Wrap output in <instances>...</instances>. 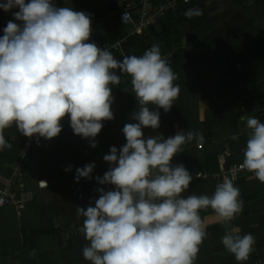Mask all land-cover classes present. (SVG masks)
I'll return each instance as SVG.
<instances>
[{
    "label": "clouds",
    "instance_id": "clouds-1",
    "mask_svg": "<svg viewBox=\"0 0 264 264\" xmlns=\"http://www.w3.org/2000/svg\"><path fill=\"white\" fill-rule=\"evenodd\" d=\"M0 9H18L12 15L21 22L8 21L0 36V151L11 148L5 129L15 126L26 137L51 140L61 133L66 116L74 134L96 147L103 121L114 119L110 85L121 80L116 70L131 77L140 106L132 119L138 122L123 127L126 144L110 148L103 157L109 170L95 177L114 187L98 188L94 203L76 209L84 217L78 231L89 242L82 249L84 259L90 264H195L207 237L200 213L211 208L225 225L226 251L238 264L248 261L255 237L230 226L244 208L234 179L224 176L211 196L182 195L193 176L171 161L184 144L202 141L203 135L183 130L166 139L144 135L143 128H159L158 109L169 112L180 92L160 46L117 60L89 42L92 18L86 12L57 7L53 0H0ZM202 14L199 7L184 12L189 19ZM240 120L249 130L241 167L264 183V122L244 115ZM94 169V163L77 168L75 181L92 179Z\"/></svg>",
    "mask_w": 264,
    "mask_h": 264
},
{
    "label": "trees",
    "instance_id": "trees-1",
    "mask_svg": "<svg viewBox=\"0 0 264 264\" xmlns=\"http://www.w3.org/2000/svg\"><path fill=\"white\" fill-rule=\"evenodd\" d=\"M117 1L53 0L57 7H70L90 14L93 31L89 42H94L98 47H106L127 38L121 50L111 51L117 60H122L124 56H140L153 44L160 46L162 56L178 49L170 65L177 75L174 83L180 88L178 98L169 112L158 109L159 128L146 127L143 128V132L145 137L160 136L161 139L174 136L182 130L202 134V141L194 139L184 144L182 152L176 154L171 163L174 166L182 164L193 176L189 189L182 193L184 197L211 196L216 185L222 182V180H213L212 176L219 172L222 166L229 168L232 164L242 163L244 159L249 130L240 120L241 115L255 117L264 122V67L255 68L251 64V54H249L253 46L251 44L232 52L219 45L211 50L210 43L194 35L190 42L191 49L183 48L181 39L175 35L180 19H176L173 11L160 19L157 25L143 31L141 35H131L132 27L124 26L120 20L119 11L122 9ZM169 1L173 0H152V4L155 7ZM253 1L258 3L259 0ZM13 11L18 9L9 12L0 9V36L4 34L3 28L8 21L21 23L14 20ZM205 47L208 51L200 50ZM242 58L248 62L246 68L238 70L236 65ZM116 74L121 76L119 85L116 88L110 85L114 97L111 106L114 119L103 121L104 127L96 136L105 155L110 154L111 147L115 146L119 150L126 144L122 129L128 123L138 122L133 120L132 116L140 108L132 90L131 77L121 74L119 70H116ZM205 100L209 101V105L205 111L200 112L199 104ZM149 107L156 110L155 105H149ZM65 118L68 119L67 116ZM225 127L227 129L222 136V128ZM4 135L11 144V148L0 152V175L5 176V180L8 181L13 169L7 166L14 164L16 166L21 161L22 146L18 143L26 136L22 135L15 126L5 129ZM59 135L69 138V131L62 125ZM11 136L16 139L11 140ZM233 136L238 139L234 140ZM74 137L78 135L74 134ZM54 140V138L51 140L42 138V146L32 148L23 162L26 168L30 167L36 174L38 183L58 195L68 209L74 210L78 206L87 207L99 198L100 194L93 192L98 183L95 177L102 178L108 166L103 165L102 160L90 154L88 145L79 143L77 150L84 154L83 159L86 163L95 164V169L92 179L81 178L77 183L74 177L76 169L81 168V164L78 163L79 154L72 155L74 152L69 146L59 145ZM35 151H38V156L34 155ZM69 166L71 171L66 172L65 169ZM199 173L209 174L211 177L205 180L198 179L196 176ZM41 182H45L46 186ZM234 184L240 190L244 208L230 226L239 227L241 234L251 233L255 237L254 251L248 261L244 262V264H254L256 260L264 258V183H260L253 173H248L241 175ZM30 185V178H28L27 186ZM14 193L15 201L22 202L19 198L21 189H14ZM77 194L80 196L78 199ZM71 198H74L76 205L70 202ZM23 203L26 205L25 202ZM34 205L37 206L36 211ZM27 206L30 213L39 217V220H44V224L41 227H35L30 240L25 241L23 259L33 260V264H90L82 255L83 247L89 242L84 238L83 233L78 231L84 217L79 216L77 223L71 218L72 221L61 223L62 214L58 208L52 207L50 215L49 209L40 208L36 198ZM9 208L15 211L16 215L15 205H8L1 210L0 221ZM200 215L204 222L212 218L217 221L207 228V237L200 246L195 264H238L234 256L226 251L221 243V238L225 234V225L218 223L215 212L208 208L201 210ZM42 242H47L45 249H41Z\"/></svg>",
    "mask_w": 264,
    "mask_h": 264
},
{
    "label": "crops",
    "instance_id": "crops-1",
    "mask_svg": "<svg viewBox=\"0 0 264 264\" xmlns=\"http://www.w3.org/2000/svg\"><path fill=\"white\" fill-rule=\"evenodd\" d=\"M178 1L179 4L177 8L173 11L174 12L173 14H175L176 19H180V24L175 29L176 32L175 35L177 38L181 39L183 43V48H186L187 50L191 48L190 42L192 36L194 35L199 37L201 40L210 43L209 44L210 49H215L214 48L216 47L215 43L218 44L219 38L225 39V37L227 38L228 36L234 38L233 43L237 44L238 43V40H236V37L238 35L237 31L244 30V27H241V25L234 24V27L231 28L232 25L230 24V22H234V21H230V20L228 21V19H232L233 17H235L239 19L242 18L243 20L247 18L250 20L252 19V21L253 20L255 21V18H252L246 12L240 9L242 5H244L245 9H249V10L251 9L253 11L257 10L258 12L261 11V9L259 8L260 5L259 2L256 3L253 0H246L244 2L240 0H190V2H185L184 0H178ZM192 7L201 8L203 14L201 16L193 17L191 19L185 17L184 12ZM253 11H250L252 16L255 15ZM225 27L231 29L226 30ZM200 50L208 51L206 47ZM116 86H111V87L116 88ZM201 105H202L201 107L202 111L203 110L205 111L208 106V102L207 101L201 102ZM63 121L64 120L62 119L61 123ZM64 127L69 131V135H68L69 138H65L62 135H58L57 137L54 138L55 139L54 141H56L57 144L59 143V145L67 147L69 145L70 139H72L73 141L75 138L78 139L75 144L77 148L73 150V152L74 151L76 152L74 153L72 152L73 153L72 155L79 154L80 160L78 161V163L81 164V168H83L85 165L89 163H86V160L83 159L84 154L83 153L80 154L78 152L77 149L79 148V143L83 145L84 144L88 145V148L91 150L90 154L94 158L96 156L100 160H102L103 165H107L109 170L110 165L108 164V162L104 161L103 159L105 153L103 152L101 144L98 143L99 139L97 137H95V142H96V148L99 150V154L93 153L92 151L93 147L90 146L91 145L90 140L84 139L81 136L74 137V133L70 132V130L72 129L70 126V122ZM13 137L14 136H11V140H13L12 139ZM24 139L25 137L22 138V140ZM81 141H86V142L81 143ZM34 155L38 156V151H35ZM7 167L10 169H14L15 164L13 166H7ZM26 172H27L26 181L28 178H30L31 185L29 187L26 185L25 189H21L22 193L19 198L22 200V202L26 203V210L24 211L23 216L18 218L14 213L15 211H12L11 208H9L7 209L8 210L7 213L2 216L1 218L2 220L0 221V264H33L34 262L33 260H28V258L23 259L22 257L24 251L23 247L25 245V241L30 240V238L32 237L34 228L37 226L41 227L42 224H44V220H39V217H36L35 215L32 217V214L29 212V207L27 206V204L29 205L30 203H33L35 198L38 199L42 195H40L38 190H36L35 188L36 184H33V179L36 178V174L32 171L30 167L26 168ZM35 180L38 184L37 178ZM5 181H7V179L5 180V176L3 177L0 175V188L3 187V185H5ZM40 187L43 190L42 192L43 195L44 194L47 196L49 195L52 198L59 197L58 195L52 193V190L50 189L48 190V188L43 187L42 185H40ZM110 187H112V185H101L98 183L94 187L93 192L98 193L97 191L98 188H104L108 190ZM24 224H27L28 227H26ZM46 246H47V242H42L41 249H45Z\"/></svg>",
    "mask_w": 264,
    "mask_h": 264
},
{
    "label": "built area",
    "instance_id": "built-area-1",
    "mask_svg": "<svg viewBox=\"0 0 264 264\" xmlns=\"http://www.w3.org/2000/svg\"><path fill=\"white\" fill-rule=\"evenodd\" d=\"M190 2V0H184ZM118 6L122 9L119 11L120 20L124 26L132 27L133 31L131 35H141L143 31L151 26L157 25L159 20L165 18L168 13L174 11L178 6V0L169 1L166 3H160L153 7L152 0H118ZM127 42V38L118 41L112 45L100 48H107L110 51H119L123 48V45ZM176 49L162 56L169 65L172 64L173 58L176 53ZM242 63L237 64V68H241ZM15 140V138H12ZM18 144L22 146L21 161L14 167L12 175L7 184L0 189V212L8 205H15L16 216L18 218L23 216L26 209V205L23 202L15 201L14 189L16 187H22L20 185L23 175L26 171V165L23 159L28 156V152L34 147L42 146V138L33 136L31 138L26 137ZM229 156V155H227ZM242 163L232 164L229 168L221 167L220 171L212 176L213 180L220 181L224 176H230L237 181L241 175L251 173L241 167ZM198 179H207L211 177L209 174L199 173L196 176ZM254 264H264V258L258 259Z\"/></svg>",
    "mask_w": 264,
    "mask_h": 264
},
{
    "label": "rangeland",
    "instance_id": "rangeland-1",
    "mask_svg": "<svg viewBox=\"0 0 264 264\" xmlns=\"http://www.w3.org/2000/svg\"><path fill=\"white\" fill-rule=\"evenodd\" d=\"M258 2L262 6L261 7L259 5V8L261 9L260 12H258L257 10L253 11L251 9L250 10L249 9H245L244 8V5H242L240 7V9L243 10L244 12H246L249 16H251L252 18H255V21L254 20L252 21V19L250 20V19L245 18V20H243L242 18L239 19V18H235V17H233V18L231 17L232 19H228V21L229 20L230 21H234V22H230V24L232 25L231 28L234 27V24L241 25V27H244V30H241V31L238 30L237 31L238 32V35L236 37V40H238V43L237 44H234L233 43L234 38L229 37V36L227 38L224 36L225 39L224 38H219L218 44L217 43H215V44L216 45H219V46L225 47L227 49V51H230V52H232L234 50H237L239 48H242V47L246 46L247 44L253 45L252 46V49H251V52L249 53V54H251L250 55V57H251V61L250 62H251V64H253V66L255 68H263L264 67V0H259ZM250 11H253V13L255 15L252 16L251 13H250ZM231 28L225 27L226 30L231 29ZM211 50H214V49H211ZM240 62L242 63V67L240 69L246 68V63L248 62V60L245 61V59L242 58L240 60ZM255 70H260V69H255ZM205 101H207L209 103L208 100H205ZM201 107H202V105L200 103L199 104V109H200L199 111L200 112L202 111ZM63 120H64L62 122V125L63 126L67 125L70 122L66 118H63ZM226 129H227L226 127L225 128H222V131H223L222 132V136L225 135L224 133H225V130ZM70 132L74 133L73 132V129H71ZM77 140L78 139H76V138L74 139V141L72 139L69 140V145L68 146L72 150H75L77 148L76 145H75L76 142H77ZM83 142H86V141H81V143H83ZM98 143H100V142L98 141ZM90 144H91V141H90ZM92 151L95 154H99V150L96 147H93ZM74 152H76V151H74ZM78 152L81 153L80 150ZM54 158L55 157H53V159ZM67 159H68V156H67ZM26 177H27V172L23 176V178L21 180V183H20L23 189H25L26 188V185H27ZM35 179H33V184H36L35 185L36 190H38V192L40 193V195H42V196H40V198H38V202H39L40 208L42 210L45 209V208L49 209L48 214H50V213H52V209L51 208L52 207H56V208H58L61 211V214H62V218L63 219H61V223L68 222V220L69 221H72L73 220L74 222L77 223L79 221V215L77 214V211H76L77 207L74 210H70V209H68L64 205V203L61 201L60 197H53L52 198L49 195L48 196L45 195V194L43 195V193H42L43 190L41 189L39 183L37 184V182H36ZM53 180L55 181L54 178H53ZM105 190H107V189H105ZM97 194H100V193L98 192ZM79 197H80L79 194H77L76 198L78 199ZM70 202L72 204L76 205L75 204L76 201L74 200V198H71L70 199ZM36 209H37V206L34 207V210L35 211H36ZM33 216H34V214H32V217ZM70 218L72 220H70ZM216 221L217 220H215L214 218H212V219L206 220L205 221V224H206V226L208 228L210 225H213V223H215ZM24 225L26 227H28L27 224H24ZM48 250H49V248H48Z\"/></svg>",
    "mask_w": 264,
    "mask_h": 264
}]
</instances>
